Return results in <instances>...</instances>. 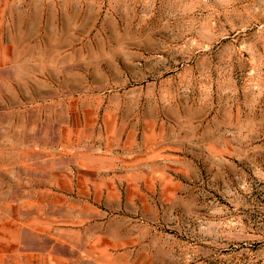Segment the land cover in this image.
<instances>
[{
  "label": "rangeland",
  "instance_id": "rangeland-1",
  "mask_svg": "<svg viewBox=\"0 0 264 264\" xmlns=\"http://www.w3.org/2000/svg\"><path fill=\"white\" fill-rule=\"evenodd\" d=\"M0 264H264V0H0Z\"/></svg>",
  "mask_w": 264,
  "mask_h": 264
}]
</instances>
